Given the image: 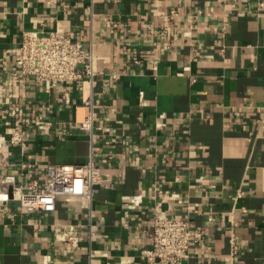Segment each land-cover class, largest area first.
<instances>
[{
    "label": "crops",
    "instance_id": "crops-1",
    "mask_svg": "<svg viewBox=\"0 0 264 264\" xmlns=\"http://www.w3.org/2000/svg\"><path fill=\"white\" fill-rule=\"evenodd\" d=\"M41 29L92 48L94 87L48 91L19 75L22 33ZM12 108L27 144H11L14 118L0 119V158L11 163L0 174L43 181L48 164L84 163L94 146L108 180L91 214L81 196L58 197L52 211L1 202L0 264H89V245L91 264H151L140 249L157 206L203 233L181 264H228L233 222L239 263L264 264V0H0V110ZM91 109L93 130L81 128ZM139 190L150 195L128 209ZM67 224L84 237L78 247L55 241Z\"/></svg>",
    "mask_w": 264,
    "mask_h": 264
},
{
    "label": "built area",
    "instance_id": "built-area-1",
    "mask_svg": "<svg viewBox=\"0 0 264 264\" xmlns=\"http://www.w3.org/2000/svg\"><path fill=\"white\" fill-rule=\"evenodd\" d=\"M160 44L156 48L160 49ZM154 68H157L159 56L153 53ZM135 63L139 62V57H135ZM16 64L19 68V75L31 77L35 81H43L47 84V90L63 85L70 81H88L90 87H94L95 69L94 53L91 47H87L81 40L72 38L69 35H62L56 31L35 30L23 31L22 39L16 54ZM112 75L111 79H115ZM1 90L11 91L10 82L6 81ZM141 96L143 93L141 92ZM16 108L8 112L0 110V119L9 121L10 117L14 120L10 127L9 141L11 144L26 146L27 132L21 128L20 121L16 117ZM39 132H48L52 122L46 119V114H40L36 121ZM158 122L157 125H163ZM81 128L93 130L92 109L86 119L80 122ZM65 130V129H64ZM96 148L91 147L89 158L84 163L63 164L51 163L45 169V179L38 178L31 180L29 184L23 186L18 183L13 174H0V203L10 199L17 200L22 209L27 211H52L56 207L58 197L66 201L73 197L81 196L87 201V209L91 214V204L97 187H105L107 180L103 177V172L96 160ZM0 164L11 165L4 160ZM28 164L22 163V168ZM5 188H8L6 190ZM150 195L147 190H139L133 194L126 207L133 209L143 202L146 196ZM239 195V194H238ZM176 202H182L179 194H171ZM236 198V197H235ZM168 192L164 195L161 202L171 201ZM160 202V203H161ZM212 216H208L211 220ZM237 223L233 222L228 247V264H240L241 256L238 235L235 232ZM90 239L93 238V224L89 223ZM74 225H64L54 228L55 241L62 242L71 247H78L84 240L81 234L74 235ZM146 235L150 240V246H143L140 255L151 264L174 263L181 264L189 255V248L192 243L202 240L203 233L197 229L189 218H177L171 213V207L161 209L155 208L151 222L146 228ZM97 256L91 245L88 249V258L91 262ZM50 260H45L48 264ZM89 262V264H91ZM51 264H59L58 262Z\"/></svg>",
    "mask_w": 264,
    "mask_h": 264
}]
</instances>
